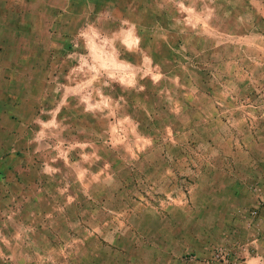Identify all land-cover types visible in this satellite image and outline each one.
<instances>
[{
	"label": "crops",
	"instance_id": "0c3cea01",
	"mask_svg": "<svg viewBox=\"0 0 264 264\" xmlns=\"http://www.w3.org/2000/svg\"><path fill=\"white\" fill-rule=\"evenodd\" d=\"M263 15L264 0H0V228L12 221L1 218L6 204L23 198L41 210L49 186L64 195L67 166L82 184L117 183L118 167L157 143L141 115L185 114L169 108L184 106L177 94L187 98L193 83L197 96L218 99L204 73L225 78L230 68L257 83ZM177 129L166 127L169 141ZM254 168L236 171L233 191L227 175L216 179L234 195L235 219L224 221L249 230V240L228 237L243 247L241 264H264V164ZM1 256L15 259L17 248Z\"/></svg>",
	"mask_w": 264,
	"mask_h": 264
},
{
	"label": "rangeland",
	"instance_id": "374dc122",
	"mask_svg": "<svg viewBox=\"0 0 264 264\" xmlns=\"http://www.w3.org/2000/svg\"><path fill=\"white\" fill-rule=\"evenodd\" d=\"M261 23L264 28V15ZM259 69L261 78L251 84L243 75L234 80L230 68H224L225 78L204 73L198 78L218 99L197 96L193 83L187 98L177 94L184 106L169 108L185 114L141 115L157 143L134 165L121 164L117 183L82 184L67 166L66 193L49 186L41 210L23 198L6 204L1 218L12 226H2L0 234L12 243L0 241V256L11 245L17 258L1 256L0 264H241L243 247L228 237L239 231L246 240L249 230L224 221L235 219L234 195L218 188L216 179L227 175L233 191L237 170L249 176L256 163L264 164V66ZM170 122L178 127L173 142ZM225 134L236 141L224 145Z\"/></svg>",
	"mask_w": 264,
	"mask_h": 264
}]
</instances>
